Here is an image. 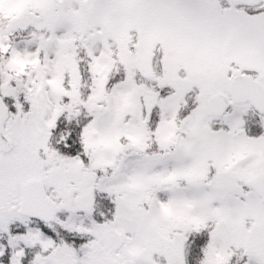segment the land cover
<instances>
[{"label":"snow or ice","instance_id":"6c2138e0","mask_svg":"<svg viewBox=\"0 0 264 264\" xmlns=\"http://www.w3.org/2000/svg\"><path fill=\"white\" fill-rule=\"evenodd\" d=\"M0 264H264V0H0Z\"/></svg>","mask_w":264,"mask_h":264}]
</instances>
